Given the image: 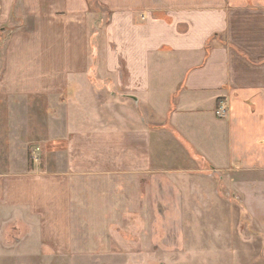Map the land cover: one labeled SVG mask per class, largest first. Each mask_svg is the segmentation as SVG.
Returning <instances> with one entry per match:
<instances>
[{
	"label": "crops",
	"instance_id": "obj_1",
	"mask_svg": "<svg viewBox=\"0 0 264 264\" xmlns=\"http://www.w3.org/2000/svg\"><path fill=\"white\" fill-rule=\"evenodd\" d=\"M108 3L98 69L87 0H0V99L55 100L40 119L44 155L5 177L4 199L63 247L76 182L158 173L181 141L235 173L264 172V0Z\"/></svg>",
	"mask_w": 264,
	"mask_h": 264
},
{
	"label": "rangeland",
	"instance_id": "obj_2",
	"mask_svg": "<svg viewBox=\"0 0 264 264\" xmlns=\"http://www.w3.org/2000/svg\"><path fill=\"white\" fill-rule=\"evenodd\" d=\"M109 1L87 0L91 68L104 65ZM0 101V264H264V172L219 167L181 140L158 173L76 182L67 246L53 234L39 237L32 215L4 199L5 177L38 166L40 119L52 118L55 100Z\"/></svg>",
	"mask_w": 264,
	"mask_h": 264
},
{
	"label": "built area",
	"instance_id": "obj_3",
	"mask_svg": "<svg viewBox=\"0 0 264 264\" xmlns=\"http://www.w3.org/2000/svg\"><path fill=\"white\" fill-rule=\"evenodd\" d=\"M229 113V106L225 101H221L216 109V117L219 119H225Z\"/></svg>",
	"mask_w": 264,
	"mask_h": 264
}]
</instances>
